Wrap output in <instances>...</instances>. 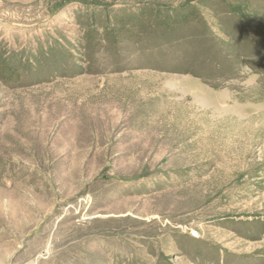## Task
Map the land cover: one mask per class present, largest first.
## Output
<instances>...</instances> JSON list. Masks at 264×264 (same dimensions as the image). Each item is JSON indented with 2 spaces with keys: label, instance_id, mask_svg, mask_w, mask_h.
Returning a JSON list of instances; mask_svg holds the SVG:
<instances>
[{
  "label": "rangeland",
  "instance_id": "374dc122",
  "mask_svg": "<svg viewBox=\"0 0 264 264\" xmlns=\"http://www.w3.org/2000/svg\"><path fill=\"white\" fill-rule=\"evenodd\" d=\"M0 264H264V0H0Z\"/></svg>",
  "mask_w": 264,
  "mask_h": 264
}]
</instances>
